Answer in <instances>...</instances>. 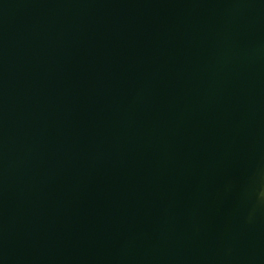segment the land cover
<instances>
[{"label": "water", "instance_id": "obj_1", "mask_svg": "<svg viewBox=\"0 0 264 264\" xmlns=\"http://www.w3.org/2000/svg\"><path fill=\"white\" fill-rule=\"evenodd\" d=\"M0 264H264V0H0Z\"/></svg>", "mask_w": 264, "mask_h": 264}]
</instances>
